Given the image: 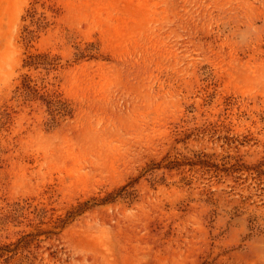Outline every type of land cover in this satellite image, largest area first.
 <instances>
[{
    "label": "rangeland",
    "instance_id": "374dc122",
    "mask_svg": "<svg viewBox=\"0 0 264 264\" xmlns=\"http://www.w3.org/2000/svg\"><path fill=\"white\" fill-rule=\"evenodd\" d=\"M5 110L0 264H264V179L190 164L264 170V0H0Z\"/></svg>",
    "mask_w": 264,
    "mask_h": 264
},
{
    "label": "trees",
    "instance_id": "16d2710c",
    "mask_svg": "<svg viewBox=\"0 0 264 264\" xmlns=\"http://www.w3.org/2000/svg\"><path fill=\"white\" fill-rule=\"evenodd\" d=\"M25 66L30 68L35 67L38 68L40 66L45 67L48 71L52 69H56L59 66V61L57 57H51L49 53H38L31 54L25 59ZM15 97L22 98L25 103L29 102H38L39 105L45 108V111L49 115V123H55L61 118H66L68 116L73 115L74 108L71 105L70 101L65 98L61 93L49 90H43L37 86L36 83H33V79L29 75H24L23 82L21 86L17 87ZM11 112L3 111L0 113V130L5 128L7 123L11 122ZM192 166L201 165L207 169H211L213 167L222 170L230 175L238 174L236 180L240 178V175L245 171L250 173L256 172L258 179H264V170L259 167L245 165L243 163L234 162L230 166L219 167L218 164H214L209 160L199 159L198 161H190ZM240 174V175H239ZM262 182V181H261ZM18 205V204H16ZM18 208H12V210H16ZM11 210V211H12ZM10 214L5 216L0 215V221L2 219H8ZM6 251H12L13 253L10 256H6L5 259L8 261L15 257L18 253V249H10L9 245H3L0 242V258L4 257Z\"/></svg>",
    "mask_w": 264,
    "mask_h": 264
}]
</instances>
